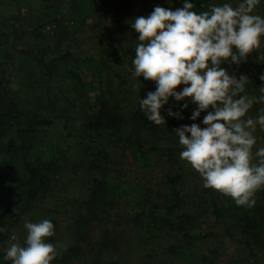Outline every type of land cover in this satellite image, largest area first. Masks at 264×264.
Instances as JSON below:
<instances>
[{
	"label": "trees",
	"instance_id": "obj_1",
	"mask_svg": "<svg viewBox=\"0 0 264 264\" xmlns=\"http://www.w3.org/2000/svg\"><path fill=\"white\" fill-rule=\"evenodd\" d=\"M88 1L91 5L104 4V0ZM167 1L111 0L109 18L101 11L94 16V25L101 28L100 34L117 35L122 41L120 47L129 52L128 62L132 66L135 47L140 41L130 23L135 17L149 15L157 5L175 10L184 3V0H171L175 2L173 5H163ZM190 2L194 5L192 10L199 14L225 2L235 8L242 0ZM52 5V0H48L45 7ZM256 7L264 18V0ZM105 19L110 21L111 28ZM89 24L88 31L94 30ZM59 31L61 38L69 39L66 30ZM30 34L41 35L37 28L30 30ZM0 35L14 51L34 61L44 77L45 88L44 103L39 99L24 102L6 96L0 78V210L6 208L0 212V228L4 229L0 231V264H11L4 257L12 243L26 246V235L10 239L11 235H24L25 219L32 223L43 220L53 223L55 235L46 238V242L52 243L58 254L50 264H120L128 254V247L121 249L129 237L124 236L127 231L138 246L148 250L145 256L155 264H219L216 262L219 250H202L203 253L200 245L207 238L220 235L242 245L253 264H259L258 253L264 248V187L259 190L260 196L255 194L254 206H238L231 197L205 188L202 177L180 158L182 146L174 129L193 124L185 119L196 105L191 112L182 114L183 119L171 116L160 125L148 120L140 102L134 99V88L128 86L110 60L122 53L111 42L104 43L101 51L90 53L102 40L100 35L89 40L86 56L73 52L70 47L75 41L69 39L65 51L47 59L44 51L33 53L17 48L11 32L0 31ZM126 36L132 38L131 44ZM260 52H264V36L261 48L254 50L246 61L239 65L221 64L230 75L248 77L242 95H262L260 88L264 81L260 76L264 75V61L258 60ZM90 61L113 74L129 91L134 102L128 113L122 111L121 100L104 94L95 102L86 97L82 111L75 110L71 104L72 108L56 112L55 102L60 98L54 88L57 80L74 81L76 89L85 95L83 79L75 69ZM262 107L256 106L253 111L261 115ZM166 112L164 106L163 117ZM202 113L203 120L207 112ZM202 120L195 121L201 128L205 127ZM56 121L62 122L56 140L58 146L44 154L38 147L43 141L39 129L48 132ZM255 137L259 141L257 150L264 148L261 127L257 128ZM72 188L78 189L77 194L71 192ZM211 217L223 231L194 229L198 220L207 221ZM233 228L236 234L231 232Z\"/></svg>",
	"mask_w": 264,
	"mask_h": 264
},
{
	"label": "clouds",
	"instance_id": "obj_2",
	"mask_svg": "<svg viewBox=\"0 0 264 264\" xmlns=\"http://www.w3.org/2000/svg\"><path fill=\"white\" fill-rule=\"evenodd\" d=\"M259 3L242 0L235 8L229 3L212 5L210 11L197 14L193 3L184 0L175 10L157 5L149 15L135 17L130 23L140 41L135 47L134 76L156 83V90L140 100L141 109L157 125L165 123L161 109L170 98L185 101L183 109L189 102L195 104L190 116L193 121L207 112L202 120L205 127L193 123L174 129L182 146L180 158L202 177L205 188L247 207L255 205L254 195L264 187V148L256 151L259 159L252 163L253 132L257 125L264 130V109L256 119L243 118L253 103H264V86L259 97L242 95L248 77L230 75L221 64L239 65L261 48L264 18L251 14ZM258 60L264 61V52ZM260 79L264 81V75ZM181 85L184 87L177 91ZM167 111L169 116L183 119L181 112L171 107ZM24 227L26 246L12 243L4 258L11 264H50L58 254L46 242L55 235L53 223L25 219Z\"/></svg>",
	"mask_w": 264,
	"mask_h": 264
},
{
	"label": "rangeland",
	"instance_id": "obj_3",
	"mask_svg": "<svg viewBox=\"0 0 264 264\" xmlns=\"http://www.w3.org/2000/svg\"><path fill=\"white\" fill-rule=\"evenodd\" d=\"M172 1L168 0L167 2H164L163 5L171 6L175 3ZM47 2L48 0H0V31L11 32L12 36L15 37L14 44L17 48H25L33 53L44 51L43 55L46 59L57 56L59 53L65 51L68 45L66 43L69 39L75 41V44L70 47V49L73 52L86 56L88 53L85 49L90 48V45L88 44L90 43L89 40L95 39L100 35L103 41L100 40L99 43L92 48L93 51L90 53L95 54L96 52L101 51L103 44L107 43L108 45L109 42H111L114 49H117L122 53L119 58L110 60H112L113 67L124 76L125 80H127L128 86L134 88L133 95L137 102H140L142 98H146L149 91L156 90V83L154 81L145 80L142 76L140 78L134 76V65L132 64L131 66L128 62L129 52L125 50V47H120L119 43H122V41L117 38V35L113 32H110V36L100 34L99 31L101 28L94 25L95 20L93 18H95L94 16H97L101 11V13L105 11V16L107 17L110 15L112 12V8L110 7L111 0H104V4L93 5H91L88 0H52L53 5L51 8L45 7ZM256 8L251 14L259 15ZM146 12H149V10ZM83 19L84 23H80ZM106 20L107 19L104 21L111 28L112 24L108 23L110 21ZM89 22L91 23V27L94 26V30L92 31H88L87 29ZM33 28H37L41 35L33 37L30 34V30ZM60 29L67 31L66 38L69 39L61 38ZM59 38H61V41ZM124 38H126L128 43L131 44L132 38L130 39L128 36ZM108 54L111 55L109 51ZM75 72L82 77L86 94H80V91L75 87L76 84L74 81L57 80V83L55 82L56 87H54L57 88L56 92L60 97L58 101L55 102L57 113L65 108H72V106H75V110L82 111L85 107L84 99L86 97H88L89 101L95 102L98 101L103 94L106 96L114 95L119 101L121 100L124 105L122 109L124 113H128L133 107L132 104L134 101L131 100L133 97L128 93L129 91L127 92L125 90L124 85L118 78L110 72L105 71V69L100 67L97 62L90 61L82 63L75 69ZM0 78H3L2 91H5L6 96H11L15 100L20 99L24 102L26 99L27 101L31 100L32 102L36 99H39L41 103L45 102V88L42 82L44 77L39 73L34 61L31 58L14 51L10 47L9 41L1 35ZM183 87V85L179 86L177 91L182 90ZM54 93L55 90H52L51 94ZM184 102L185 101H175L173 98H170L169 104L165 105V108L168 110V108L171 107L173 111H179L181 114H185L189 111L191 112V109H193L195 104L189 102L188 108L183 109L182 105ZM71 104L73 105L71 106ZM254 106L253 108H255V110L256 106L257 108L258 106L259 108H263L262 106H264V103H255ZM30 107H34V105H30ZM179 107L180 109L178 110ZM253 108L251 109V112H247L248 114H246L243 119H256L259 116L253 111ZM47 111L49 113L48 108ZM202 116L203 113L201 112L200 117L197 118L198 121L202 120ZM168 117L171 116L168 115L167 111L164 118ZM185 120L190 121V123H195V121H197L191 120L190 117H187ZM61 126L62 122L56 121L52 126L53 128L48 132L39 129L38 135L43 141L38 143V147L44 154L48 152L50 148L58 146L56 140L59 135L58 133L60 132L59 127ZM258 127L260 126L257 125L256 130ZM256 130L253 132L254 136ZM258 144L259 141H256V144L252 148L253 164H256L255 153ZM71 192L77 194L78 189L72 188ZM255 194L256 196H260L259 190ZM1 196L2 194L0 193V199ZM232 201L234 200L232 199ZM5 211L6 208L0 210V212ZM198 221V225H195L194 227L196 231L219 232L224 229L220 225L217 226L212 217L207 221H204L203 218ZM23 232L24 235H11L10 239L12 240L13 236H15L16 239L24 238L25 235L27 236L25 227ZM127 232L124 236L129 237L122 243L121 249L126 250L128 247V254L122 257L123 260L120 261V264H155L153 263L155 261H152L145 256V254H148V250L138 246L136 241H133L131 238V235H128L129 232L128 234ZM130 232L133 235L135 234V231L130 230ZM231 232L236 234V229L233 228ZM19 245L22 246L20 243ZM200 246L201 251L204 250L205 252L209 249H218L219 257L216 258V262L219 264H253L250 258L246 255L243 246L230 240L227 236L220 235L209 237ZM204 251L202 252L204 253ZM258 254L259 264H264V248Z\"/></svg>",
	"mask_w": 264,
	"mask_h": 264
}]
</instances>
